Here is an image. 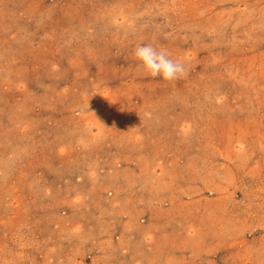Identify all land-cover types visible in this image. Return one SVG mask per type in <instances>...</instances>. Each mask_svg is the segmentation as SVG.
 Wrapping results in <instances>:
<instances>
[{"label": "rangeland", "instance_id": "374dc122", "mask_svg": "<svg viewBox=\"0 0 264 264\" xmlns=\"http://www.w3.org/2000/svg\"><path fill=\"white\" fill-rule=\"evenodd\" d=\"M0 264H264V0H0Z\"/></svg>", "mask_w": 264, "mask_h": 264}, {"label": "clouds", "instance_id": "9594fccd", "mask_svg": "<svg viewBox=\"0 0 264 264\" xmlns=\"http://www.w3.org/2000/svg\"><path fill=\"white\" fill-rule=\"evenodd\" d=\"M134 56L140 66L152 77L173 81L187 74L180 61L170 59L166 50H157L150 44L138 45L134 49Z\"/></svg>", "mask_w": 264, "mask_h": 264}]
</instances>
